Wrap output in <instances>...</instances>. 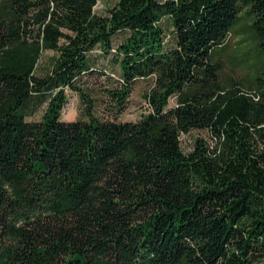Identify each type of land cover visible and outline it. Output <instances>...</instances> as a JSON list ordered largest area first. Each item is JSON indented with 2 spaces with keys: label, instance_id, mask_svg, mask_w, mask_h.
Returning a JSON list of instances; mask_svg holds the SVG:
<instances>
[{
  "label": "trees",
  "instance_id": "1",
  "mask_svg": "<svg viewBox=\"0 0 264 264\" xmlns=\"http://www.w3.org/2000/svg\"><path fill=\"white\" fill-rule=\"evenodd\" d=\"M97 4L0 0V264H264V71L223 82L215 57L245 26L264 54V0ZM96 48L119 71L105 118L80 83ZM68 89L84 118L62 119ZM191 130L211 140L185 152Z\"/></svg>",
  "mask_w": 264,
  "mask_h": 264
},
{
  "label": "rangeland",
  "instance_id": "2",
  "mask_svg": "<svg viewBox=\"0 0 264 264\" xmlns=\"http://www.w3.org/2000/svg\"><path fill=\"white\" fill-rule=\"evenodd\" d=\"M115 3L116 0H98L95 11L99 14H106L108 9ZM166 24L170 25L169 22ZM168 31H170V27H168ZM237 31L239 30L235 29L234 32L236 33L228 39L226 45L217 47L215 50V57L219 58L223 65L220 72V77L223 82H227L231 78L245 82L246 79H252L253 74L264 71V54L250 37V31L247 26L243 27L242 33ZM56 57L57 54L54 51L45 50L39 60L36 72L39 75H44L49 72ZM111 58V55L103 53L100 48H96L91 53L94 73L84 75L80 82L84 90L94 100L96 115L102 118L107 117L109 113V106H106L105 96L102 91L105 86L112 83L102 72L107 70V72L113 73L115 75L112 76L114 79H117L116 76L119 75L118 66L112 62ZM153 82L154 77L152 76L149 78H141L134 84L127 107L118 115V120L136 121L148 111L144 94L149 91ZM67 94L68 102L63 110L62 119L72 121L84 118V105L79 94L69 89L67 90ZM175 103V98H171L170 106H174ZM45 106L46 104L39 106L34 112L35 114L28 116V118L31 120L41 118ZM201 135L211 140L206 132L200 130H191L189 133H182L181 144L183 150L185 152L190 151L193 148L195 139Z\"/></svg>",
  "mask_w": 264,
  "mask_h": 264
}]
</instances>
